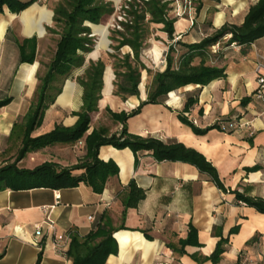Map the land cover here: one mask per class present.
Here are the masks:
<instances>
[{
    "label": "crops",
    "instance_id": "1",
    "mask_svg": "<svg viewBox=\"0 0 264 264\" xmlns=\"http://www.w3.org/2000/svg\"><path fill=\"white\" fill-rule=\"evenodd\" d=\"M110 1L115 5L121 0ZM257 1L220 0L217 4L203 1L198 12L195 10L197 3L193 2L190 19L185 16L174 23L175 41L191 44L225 23L239 25ZM57 2L47 0L43 4L37 1L18 14H11L6 8L0 13V88L7 87V82L12 79L8 90L11 102L0 109V142L7 143V148L13 140L19 141L13 137V132L19 115L26 113L36 91L43 46L51 37L46 27L52 24V7ZM108 18L101 24L90 25L95 44L85 58V66L89 61L96 62L101 58L107 63L98 111L91 115L87 134L98 128L119 133L122 126L113 123L105 115V109L114 113H129L136 109L146 100L145 87L150 81L143 71L138 97L123 102L113 96V66L107 60V55L112 53L106 24ZM155 36L160 41H153L143 62L152 70H162L164 65L160 61L167 37L161 32ZM33 37L37 40L35 62L17 66L15 41ZM222 46L217 50H230L224 63V78L204 87L188 85L170 92L163 105H145L138 115L127 121V131L140 137L175 140L194 149L216 169L226 192L188 163L156 162L145 151L135 160L129 149L101 147L98 158L102 162L113 161L119 173L108 180L100 195L84 184L59 190L38 188L0 192V264H35L39 255L40 264H72L67 255L55 252L50 238L43 237L38 240V245L33 244L35 225H42L49 217L57 234L83 237L95 228L103 215L117 229L112 236L118 249L105 264H197L193 255L209 257L220 237L227 239V243L218 264H237L239 255L254 264H264V214L235 199L238 192L264 200V88L260 90L255 72L257 56H264V38L251 44L245 55L240 53L238 46L225 49ZM126 52L129 48L121 49V53ZM81 73L82 69L75 71L63 83L61 94L34 136L49 132L55 124L64 127L75 124L77 118L71 113L81 106L82 92L75 81ZM261 75L264 76V71ZM188 98L194 99L195 103L185 110ZM179 115L194 128L206 132L196 135L192 127L179 121ZM231 123L239 126L226 131L221 129L222 125ZM52 148L57 151L52 163L60 167L75 166L84 155L83 146L78 144ZM130 182L143 190L145 197L136 208L127 210L122 221L120 197ZM89 217L93 218L91 222ZM190 228L197 233L199 245L186 246L185 254L180 256L169 247L179 249V241L186 238Z\"/></svg>",
    "mask_w": 264,
    "mask_h": 264
},
{
    "label": "trees",
    "instance_id": "2",
    "mask_svg": "<svg viewBox=\"0 0 264 264\" xmlns=\"http://www.w3.org/2000/svg\"><path fill=\"white\" fill-rule=\"evenodd\" d=\"M42 0H0V13L6 8L11 14H18L32 4ZM183 2L184 0H178ZM217 4L220 0H190L197 3L196 12L202 8V2ZM175 0H124L118 14L123 21L116 23L120 28L110 29L112 53L107 55L111 62L114 80L113 96L125 102L131 97L139 96L141 73L146 72L149 83L145 87L146 100L129 113H114L109 108L105 115L116 124L122 126L119 133H109L105 128L93 129L89 134L91 115L98 111L103 89V74L106 59L89 61L85 66V58L93 50L95 39L91 36L90 25L100 24L104 18L114 15L115 8L110 0H58L52 7V24L46 27L49 34L58 37L51 61L44 73L36 74L38 81L35 95L26 113L21 118L22 128L18 152L11 164L0 167V192L5 190L24 191L38 188L52 190L75 188L84 184L94 194H102L109 179L117 177L119 169L113 161L102 162L99 158L101 147L110 146L117 150L129 149L138 160L140 153H150L156 162H182L195 167L201 176H205L218 189L226 192L216 169L197 151L186 148L183 144L171 140L164 141L157 137H140L129 134L127 121L138 115L148 104L163 105L170 92L188 85L207 86L211 82L225 77V62L230 50L212 47L223 44L222 49L232 45L240 47L245 55L251 44L264 38V0L252 5L241 24L225 23L203 37L199 42L188 44L183 40L175 41L174 23L178 18L174 15ZM155 30V31H154ZM157 32L166 35L167 43L163 46L165 65L162 70H152L143 62L144 55L151 50L153 41L159 42ZM175 41V42H174ZM18 58L16 65H32L35 62L37 40H16ZM124 47L129 52L121 53ZM82 69L75 81L81 88V106L71 115L77 118L72 127L55 124L42 135L34 136V132L42 126L44 117L51 110L56 98L62 92L63 83L73 73ZM0 88V109L11 102L8 94L9 85ZM7 88V93H6ZM195 103L188 98L185 110ZM244 103V102H243ZM179 121L192 127L196 135L206 130H198L182 115ZM82 143L84 155L75 166L60 167L52 162H43L34 168H19L17 165L27 155L40 152L48 147L72 146ZM256 170V168H254ZM145 197V192L134 182H130L120 200L123 205L122 221L128 209L136 208ZM235 199L246 206L264 214V200L253 199L238 192ZM122 227V226H121ZM117 229L111 220L103 215L95 228L86 236L70 235L66 255L72 264H105L110 255L117 254V245L113 234ZM195 230L189 229L186 238L180 240L176 247H169L178 255H184L186 246H198ZM150 239V237H146ZM227 239L220 237L214 252L209 257L193 255L197 264H218L225 252ZM41 255L35 264H40Z\"/></svg>",
    "mask_w": 264,
    "mask_h": 264
},
{
    "label": "built area",
    "instance_id": "3",
    "mask_svg": "<svg viewBox=\"0 0 264 264\" xmlns=\"http://www.w3.org/2000/svg\"><path fill=\"white\" fill-rule=\"evenodd\" d=\"M46 1V0H42ZM129 1V0H128ZM174 15L178 19H182L184 16H187L188 19H190V12L192 8V4L190 0H184L183 2H179L178 0H175V5H174ZM120 10V7L118 8V11ZM123 21V16L118 15L116 17V21L114 20V23L110 25L112 29H120L116 23L122 22ZM175 42V41H174ZM217 46L212 47L213 52L215 53L217 50ZM256 73L258 75L257 82L259 84L260 90L264 88V76L261 75V72L264 71V56L258 55L257 60H256ZM160 64L165 65V58L163 56V59L160 61ZM239 125L236 123H231L230 125H222L221 129L226 131L227 129H232V128H237ZM78 145H82L81 142L78 143ZM47 211V209H44ZM88 220L91 222L93 218L89 217ZM42 225L45 227L46 233H43L42 231ZM42 225H35L34 227V236L35 240L33 241V244L36 246L38 245V240H40L43 237L50 238V241L52 243L53 249L55 250L56 253L59 255H66V250H67V244L70 240V235H59L56 233V228L54 222L49 218L46 217ZM237 264H254L249 258L244 257L242 255H239V259Z\"/></svg>",
    "mask_w": 264,
    "mask_h": 264
},
{
    "label": "rangeland",
    "instance_id": "4",
    "mask_svg": "<svg viewBox=\"0 0 264 264\" xmlns=\"http://www.w3.org/2000/svg\"><path fill=\"white\" fill-rule=\"evenodd\" d=\"M124 0H121L119 2V4H115L114 8H115V12L114 15L108 18V21L106 22L107 24V28L108 31H110V29L112 27H110L111 24L114 23V20L116 21V17H118V8L120 7V5L122 4ZM43 4L47 3L46 1H41ZM56 3H54L55 5ZM53 5V6H54ZM185 17V16H184ZM106 18L103 19L102 22H105ZM101 22V23H102ZM100 23V24H101ZM105 24V25H106ZM155 31V30H154ZM49 34V33H47ZM50 38H48L49 40L45 41V45L43 46V52L41 55V66L39 67V75L41 76L45 69L46 66L48 65V63L51 61L52 56L54 54V50L56 47V42L58 40V37L52 34ZM51 39V40H50ZM213 51V50H212ZM217 51V50H216ZM159 64V63H158ZM156 64V65H158ZM38 82V81H37ZM35 95V93H34ZM33 95V97H34ZM33 97H31V100H33ZM21 118L22 116L19 115L18 117V124L17 125H21ZM46 127V126H45ZM21 133H22V128L19 126L18 128H15L14 132H13V137H16V139L18 138V140L20 141V137H21ZM19 141L16 142L15 140H13L7 148V143H4L3 141L0 142V167L7 165V164H11L14 162V159L16 157V154L18 152V148H19ZM52 147H48L44 150H41L40 152L37 153H32L27 155L20 163H18V167L19 168H25V169H31L34 168L35 166L43 163V162H53L55 161L54 156L57 154L56 150H54V148Z\"/></svg>",
    "mask_w": 264,
    "mask_h": 264
}]
</instances>
